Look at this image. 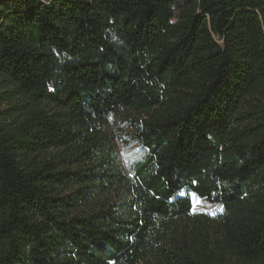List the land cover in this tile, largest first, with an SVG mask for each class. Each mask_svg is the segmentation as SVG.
<instances>
[{"label":"trees","instance_id":"16d2710c","mask_svg":"<svg viewBox=\"0 0 264 264\" xmlns=\"http://www.w3.org/2000/svg\"><path fill=\"white\" fill-rule=\"evenodd\" d=\"M0 75L23 101L0 123V264L264 260V0H0ZM124 110L146 116L132 178L99 129Z\"/></svg>","mask_w":264,"mask_h":264},{"label":"rangeland","instance_id":"374dc122","mask_svg":"<svg viewBox=\"0 0 264 264\" xmlns=\"http://www.w3.org/2000/svg\"><path fill=\"white\" fill-rule=\"evenodd\" d=\"M11 86L6 83L0 75V123L15 125L19 122L21 110L19 104L23 103L21 96L15 95V92L10 90ZM41 107L45 110H50L52 106L48 103H42ZM249 106L244 104L241 113H247ZM146 116L142 113L124 110L119 115L112 116L107 122L99 126L100 132L103 134L101 140L102 148L109 162V168L114 171H120L128 178L133 177L134 167L138 161L142 159L146 153V148L138 139L141 129L142 120ZM55 150H49V153H54ZM89 163V162H88ZM87 165V164H86ZM81 167H85V162L81 163ZM70 192V190H68ZM181 195H188L191 200L192 208L191 213L203 215L208 218H213L224 213L223 205L220 202L211 201L206 197H200L192 191L182 190ZM101 200L107 203H118L114 196H101ZM208 223V222H206ZM205 223V224H206ZM193 221H179L174 227L168 231V235L173 237H181L185 231L196 230ZM203 234L206 238L210 237L209 226L202 227ZM210 261V259H208ZM141 264H166L159 256L153 251L147 255L146 259ZM225 264H240L236 259L231 258L225 261ZM264 264V260L253 263Z\"/></svg>","mask_w":264,"mask_h":264}]
</instances>
